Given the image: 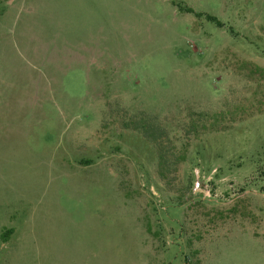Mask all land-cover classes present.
<instances>
[{
    "label": "rangeland",
    "instance_id": "rangeland-1",
    "mask_svg": "<svg viewBox=\"0 0 264 264\" xmlns=\"http://www.w3.org/2000/svg\"><path fill=\"white\" fill-rule=\"evenodd\" d=\"M0 264H264V0H0Z\"/></svg>",
    "mask_w": 264,
    "mask_h": 264
},
{
    "label": "trees",
    "instance_id": "trees-1",
    "mask_svg": "<svg viewBox=\"0 0 264 264\" xmlns=\"http://www.w3.org/2000/svg\"><path fill=\"white\" fill-rule=\"evenodd\" d=\"M187 11H188V12H190V13H192V12H193V10H192V9H188Z\"/></svg>",
    "mask_w": 264,
    "mask_h": 264
}]
</instances>
